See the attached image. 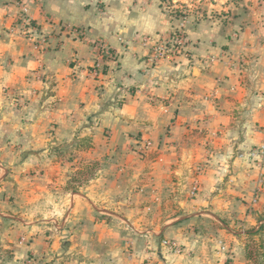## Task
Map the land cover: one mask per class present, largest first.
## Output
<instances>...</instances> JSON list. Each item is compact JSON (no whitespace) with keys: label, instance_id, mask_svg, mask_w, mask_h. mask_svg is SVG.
I'll return each instance as SVG.
<instances>
[{"label":"crops","instance_id":"obj_1","mask_svg":"<svg viewBox=\"0 0 264 264\" xmlns=\"http://www.w3.org/2000/svg\"><path fill=\"white\" fill-rule=\"evenodd\" d=\"M21 4L42 38L11 27L20 7L0 0V264H233L217 257L224 230L203 224L264 193L249 157L264 132V11L189 21L179 53L151 64L142 37L175 28L152 1ZM101 42L112 56L95 73ZM57 148L67 167L99 161L84 189L61 188Z\"/></svg>","mask_w":264,"mask_h":264},{"label":"rangeland","instance_id":"obj_2","mask_svg":"<svg viewBox=\"0 0 264 264\" xmlns=\"http://www.w3.org/2000/svg\"><path fill=\"white\" fill-rule=\"evenodd\" d=\"M17 6L20 7L19 11L12 16L11 19V27L17 28L19 34H22L33 43L34 46L40 49L39 45L41 44V38L38 35H35L34 22L27 15L26 9H24L21 4L22 0H13ZM144 2H154L157 7L166 15L167 20L171 23L173 27H175L172 33L169 34H158L159 36L154 37L155 41H158L160 38L168 37L169 42L165 43L168 46L169 55L167 57L176 56L177 52L173 54L174 49L178 48V43L176 42V37L182 36L184 34L183 28L185 24L189 21L192 23L203 21L209 18H221L222 20H228L227 18H232L235 15L236 8H244L245 3L248 2L249 7H255L258 11H264V0H143ZM98 10L101 11L103 9V4H98ZM247 9V7H246ZM249 9V8H248ZM252 12V9H249V12ZM251 14V13H250ZM71 31L77 32L76 28H70ZM85 32H82V34ZM81 34V33H79ZM143 37H148L149 35H145ZM142 40L146 39L143 38ZM151 37V36H150ZM154 41V42H155ZM176 42V43H175ZM101 45L103 43L101 42ZM179 49H181V44L179 45ZM107 58L111 56L106 55ZM164 54L162 56V60L167 58ZM106 58V59H107ZM159 59V60H161ZM158 62V61H157ZM93 69V68H92ZM99 70L97 71V73ZM12 101L18 104V98L16 96H10ZM264 136V132H263ZM263 139V138H262ZM260 143V142H259ZM142 152H138L141 149ZM135 155L137 159L141 160L139 155H146V145H142L140 147H136L134 149ZM139 154V155H138ZM72 156V152H65L62 148H57L55 153L51 155L52 159L57 161L61 166H63L65 171V180L63 187L64 190L68 192H76L78 190L84 189L86 180L90 177H93L99 170L94 168L88 169L91 164L99 163L98 160L84 162L81 160L80 164L75 166H66L67 160ZM117 158H111L110 162H114ZM257 161L256 169L260 171L264 168V157L260 159H255ZM73 167V168H72ZM96 167H101L99 164ZM95 167V168H96ZM202 168L198 167L193 170L194 174H192L195 178H197L198 173H201ZM198 180L196 179L191 184L190 190H192L195 186L198 188ZM264 184V182H263ZM262 197V198H261ZM254 198V199H253ZM253 200L248 201H240L238 204H234L232 210L228 214H224L221 217L222 222L219 223L214 220H206L205 224H203V234L207 236L213 235V233H217L219 229H223L224 232L219 235L217 238V246L225 247V249L221 248L222 254L217 257L222 258L224 261L229 260L233 262V264H264V229H260L257 233H254L258 230L261 224L264 222V193L263 195L259 192L257 196V192L253 195ZM250 219H247V217ZM212 221V224L211 222ZM211 225H207L209 223ZM264 228V227H263ZM228 229V230H226ZM178 248V247H176ZM175 248V249H176ZM179 249V248H178ZM234 250V251H233ZM218 251V249H217ZM234 258L232 261L231 254H233ZM221 259V260H222ZM222 260V263L224 261Z\"/></svg>","mask_w":264,"mask_h":264},{"label":"built area","instance_id":"obj_3","mask_svg":"<svg viewBox=\"0 0 264 264\" xmlns=\"http://www.w3.org/2000/svg\"><path fill=\"white\" fill-rule=\"evenodd\" d=\"M146 40H149L151 42L150 56L148 57V61L151 64H154L157 61H159V59H161L164 54L166 55V57L170 56L168 46L165 45V43L169 42L170 40L168 37L160 38L158 41L152 40L150 37L146 38ZM176 42L180 45L183 42V37L182 36L176 37ZM179 45H178V48L174 49L173 54L175 53V51L177 52V54L179 53V50H180ZM110 54L111 52H109V50H107L104 45H100L97 48V50L95 51L96 62L93 65V71L95 73L98 71L99 67L101 66L102 59L107 58L106 55L110 56ZM142 151L143 150L141 149L138 152L140 153ZM249 157L254 158V159H260L264 157V136L261 142L249 152ZM195 191H196V186L191 190V194H194ZM20 239L23 240L24 238L21 237ZM163 243L165 245H171L170 242L167 240H165ZM176 250L179 251L178 249Z\"/></svg>","mask_w":264,"mask_h":264},{"label":"trees","instance_id":"obj_4","mask_svg":"<svg viewBox=\"0 0 264 264\" xmlns=\"http://www.w3.org/2000/svg\"><path fill=\"white\" fill-rule=\"evenodd\" d=\"M263 227H264V222L261 224V226L258 228V230L254 233H257L260 229H264Z\"/></svg>","mask_w":264,"mask_h":264},{"label":"water","instance_id":"obj_5","mask_svg":"<svg viewBox=\"0 0 264 264\" xmlns=\"http://www.w3.org/2000/svg\"><path fill=\"white\" fill-rule=\"evenodd\" d=\"M194 71H197V68H194Z\"/></svg>","mask_w":264,"mask_h":264}]
</instances>
